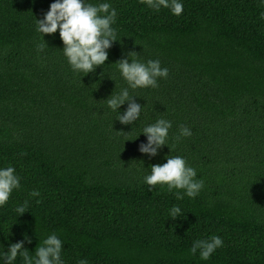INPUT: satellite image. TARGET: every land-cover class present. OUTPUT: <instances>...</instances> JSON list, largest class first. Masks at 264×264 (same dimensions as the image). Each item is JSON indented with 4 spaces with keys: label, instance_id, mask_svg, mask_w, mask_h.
Returning a JSON list of instances; mask_svg holds the SVG:
<instances>
[{
    "label": "trees",
    "instance_id": "1",
    "mask_svg": "<svg viewBox=\"0 0 264 264\" xmlns=\"http://www.w3.org/2000/svg\"><path fill=\"white\" fill-rule=\"evenodd\" d=\"M52 2L0 0V166L21 177L0 206V251L27 234L34 255L56 232L66 264H264V3L183 0L176 16L109 0L119 39L84 75L67 63L59 30L36 51L44 42L36 18ZM130 51L169 71L156 88L130 89L143 107L122 124L105 99L127 86L114 62ZM161 117L172 122L171 148L149 157L139 151L140 131ZM182 125L192 135L177 141ZM167 155L186 157L204 180L195 198L143 183ZM174 204L184 215L168 217ZM211 235L223 246L207 261L189 254Z\"/></svg>",
    "mask_w": 264,
    "mask_h": 264
},
{
    "label": "clouds",
    "instance_id": "2",
    "mask_svg": "<svg viewBox=\"0 0 264 264\" xmlns=\"http://www.w3.org/2000/svg\"><path fill=\"white\" fill-rule=\"evenodd\" d=\"M260 2L264 3V0ZM140 3L155 12H159L162 8L168 9L176 16L183 11V0H140ZM116 17L117 10L112 7L109 0H100L97 3H92L90 0H53L43 18H36V31L44 40L36 45V51L41 53L48 45L44 39L45 34H54L59 30L63 43L62 52L71 70L84 75L93 72L97 66L105 64L108 59V49L119 39L117 30L113 27ZM260 17L264 19V11L260 13ZM135 53L130 51L126 57L114 62L127 86L120 88L118 92L113 91L105 99L109 109L118 110L116 119L122 124H132L140 118L143 107L134 99V96L138 95L130 94V89L156 88L158 78H167L169 71L167 67L161 66L159 59L142 61L135 58ZM125 102L127 107L121 112L119 109ZM171 127L172 122L162 117L146 124L140 131L145 134L146 142H141L139 151L153 157L164 145L171 148L168 143ZM191 135V129L182 125L175 139L178 141L182 137ZM150 169L151 171L144 175L143 183L150 188L166 185L167 190L173 193L177 200L183 199L184 196L195 198L204 187V180L197 178V170L187 163L186 157L167 155L166 162L151 164ZM20 181L21 177L14 166H0V206L8 202L14 189L21 187ZM29 195L39 197L40 192L38 189H33ZM26 206L27 201L16 206L15 211L18 216L27 211ZM182 215L184 214L178 205L174 204L169 209L168 217L176 218ZM25 241L31 243V238L27 234L24 235L23 240L10 243L6 251H0V264H14L18 256L20 264H66L62 258L63 242L56 232L50 233L39 242V246L35 247L34 255H30L24 246ZM222 246V237L211 235L207 239L194 240L188 252L191 255L198 253L201 260L207 261L214 251ZM76 264H89V261L87 258H79Z\"/></svg>",
    "mask_w": 264,
    "mask_h": 264
}]
</instances>
